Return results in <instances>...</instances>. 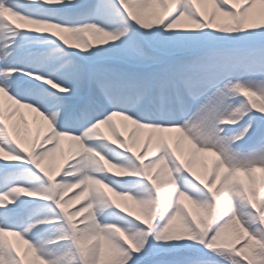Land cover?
I'll list each match as a JSON object with an SVG mask.
<instances>
[{"label":"snow or ice","instance_id":"6c2138e0","mask_svg":"<svg viewBox=\"0 0 264 264\" xmlns=\"http://www.w3.org/2000/svg\"><path fill=\"white\" fill-rule=\"evenodd\" d=\"M0 264H264V0H0Z\"/></svg>","mask_w":264,"mask_h":264},{"label":"bare ground","instance_id":"6f19581e","mask_svg":"<svg viewBox=\"0 0 264 264\" xmlns=\"http://www.w3.org/2000/svg\"><path fill=\"white\" fill-rule=\"evenodd\" d=\"M25 121L27 122V129L25 128ZM11 123L15 125L19 138L25 146H30L31 141L35 139L36 135L38 133L42 135L46 130V122L39 119L37 113L27 108H19ZM67 145V147H63L61 151L57 152L54 157L46 161L45 165L52 167V160L55 157L59 158L61 163L64 162L74 151L72 143L70 141L68 142V140Z\"/></svg>","mask_w":264,"mask_h":264},{"label":"rangeland","instance_id":"374dc122","mask_svg":"<svg viewBox=\"0 0 264 264\" xmlns=\"http://www.w3.org/2000/svg\"><path fill=\"white\" fill-rule=\"evenodd\" d=\"M257 15H259V12L257 13ZM118 123H121V122H119L118 121ZM131 129V125H129V130ZM147 135H148V133L147 132H145L144 133V135H143V138L144 139H146L147 138ZM69 142V141H68ZM68 145H67V140H65L63 143H62V145H61V149H63V147H67ZM185 158L187 159V149H185ZM62 164H64V162H62L61 163V160L59 159V158H54L53 160H52V167H49L50 169H56L57 167H59L60 165H62ZM195 168H196V170L198 171V172H203V167H202V165L201 164H197L196 166H195ZM259 175V174H258ZM75 191V190H74ZM69 195H71V193L69 194ZM84 201L82 200V201H78V202H76V204H74V205H72L71 207L72 208H76V207H79V205L81 204V203H83ZM130 203V202H129ZM186 204H188V207L189 208H192V210L193 211H195V209H194V207L189 203V202H186ZM10 239H12L13 240V242L14 243H16L22 250H26V248H27V245H25V244H23V242L22 241H19L17 238H15V237H10Z\"/></svg>","mask_w":264,"mask_h":264}]
</instances>
